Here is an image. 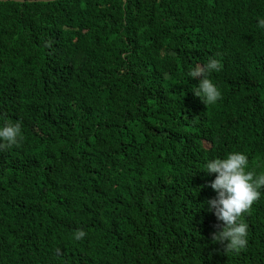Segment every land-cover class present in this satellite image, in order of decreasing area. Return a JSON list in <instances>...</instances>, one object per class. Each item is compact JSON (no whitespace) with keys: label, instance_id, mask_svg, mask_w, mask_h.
I'll use <instances>...</instances> for the list:
<instances>
[{"label":"trees","instance_id":"obj_1","mask_svg":"<svg viewBox=\"0 0 264 264\" xmlns=\"http://www.w3.org/2000/svg\"><path fill=\"white\" fill-rule=\"evenodd\" d=\"M264 0H0V264L264 262V190L222 222L207 160L264 172ZM218 61L205 104L189 67ZM82 231L84 236L75 238Z\"/></svg>","mask_w":264,"mask_h":264},{"label":"clouds","instance_id":"obj_2","mask_svg":"<svg viewBox=\"0 0 264 264\" xmlns=\"http://www.w3.org/2000/svg\"><path fill=\"white\" fill-rule=\"evenodd\" d=\"M257 26L264 30V19H259ZM217 70L218 61L209 58L206 63L193 65L187 71L188 78H200L191 91L205 104H214L219 98L218 88L209 78V74ZM20 132L19 121L12 123L5 119L0 123V149L15 145ZM204 168L205 172L215 174L210 187L216 192V197L207 200L206 204L208 210L222 222L219 230L212 234V239L223 245L225 252L242 248L246 243L247 225L239 218L259 197L260 190H264V172L252 171L247 156L239 151L229 152L223 158L209 159ZM83 236L82 231L75 234L76 239ZM247 264L264 262L258 263L254 259Z\"/></svg>","mask_w":264,"mask_h":264},{"label":"water","instance_id":"obj_3","mask_svg":"<svg viewBox=\"0 0 264 264\" xmlns=\"http://www.w3.org/2000/svg\"><path fill=\"white\" fill-rule=\"evenodd\" d=\"M21 2H24V0H20ZM44 1H46V0H44Z\"/></svg>","mask_w":264,"mask_h":264}]
</instances>
